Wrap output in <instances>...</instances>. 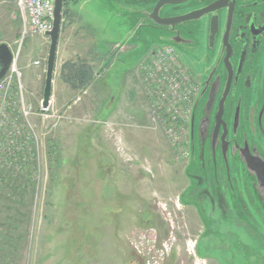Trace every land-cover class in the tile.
Wrapping results in <instances>:
<instances>
[{
  "label": "rangeland",
  "instance_id": "1",
  "mask_svg": "<svg viewBox=\"0 0 264 264\" xmlns=\"http://www.w3.org/2000/svg\"><path fill=\"white\" fill-rule=\"evenodd\" d=\"M21 30L16 2L0 0V43L15 42L12 48L20 50L26 99L38 113L50 40L37 34L20 45ZM165 43H172L167 35L150 30L144 15L123 8L121 0L64 5L53 92L54 108L64 117L55 124L31 116L37 148L34 138L14 148L30 155L24 165L10 163L0 136V264H264V253L237 251L234 243L227 251L202 245L196 255V238L209 225L190 196L197 171L189 162L190 125L179 141L154 128L152 103L134 70ZM117 45L123 49L112 58L119 72L111 77L114 96L104 93L102 76L80 86L77 73L90 65L101 75L104 55ZM176 47L187 64L203 70V59ZM122 71L131 72L119 96ZM63 81L76 91L61 90ZM23 103L11 101L17 137L26 133Z\"/></svg>",
  "mask_w": 264,
  "mask_h": 264
},
{
  "label": "flooded vegetation",
  "instance_id": "2",
  "mask_svg": "<svg viewBox=\"0 0 264 264\" xmlns=\"http://www.w3.org/2000/svg\"><path fill=\"white\" fill-rule=\"evenodd\" d=\"M153 1L121 0V5L128 10H149L150 14ZM204 7L214 11L213 28L211 15L174 27L160 26L145 18L150 30L164 33L172 43L204 60L201 72L194 69L192 62L188 63L200 84V93L205 90L198 114L209 94L214 96L210 128L205 127L202 144L196 143L197 171L190 176L194 178L190 196L198 203L197 214L201 212L209 225L196 238V253L202 245L207 250L227 251L234 243L238 244L237 251L254 249L261 255L264 253V0H189L174 5L171 13L163 9L160 15H182ZM116 49L117 58L123 46L117 45ZM115 50L104 56L102 65ZM224 96L223 120L227 125H221L216 134L215 115ZM257 163L259 177L253 174V165ZM206 232L210 234L205 236Z\"/></svg>",
  "mask_w": 264,
  "mask_h": 264
},
{
  "label": "built area",
  "instance_id": "3",
  "mask_svg": "<svg viewBox=\"0 0 264 264\" xmlns=\"http://www.w3.org/2000/svg\"><path fill=\"white\" fill-rule=\"evenodd\" d=\"M22 21L21 42L32 35H45L53 28L55 13L54 0H14ZM20 50H14V61L9 72L0 81V136L6 138L7 158L13 165L27 164L30 155L22 150L17 153L14 149L16 143L33 139L32 143L38 146L35 126L31 122V116L38 115L45 122L52 119L55 124L64 116L60 115L52 102L50 107L43 108L36 113L32 105L27 102L23 83V72L19 66ZM39 66L41 60H35ZM141 89L151 101L152 119L154 128L160 127L169 139L179 141L180 131L184 130L188 123L191 134V117L195 101L200 93V84L195 80L189 65L183 60L178 50L171 45H160L151 51L138 65L136 69ZM197 82V83H196ZM16 89V95L14 90ZM21 99L23 103L22 119L26 133L18 136L13 128L11 101L13 98ZM14 129V130H13ZM6 134V135H4ZM189 134V135H190ZM16 137V138H15ZM190 147V140L188 141ZM19 144V143H18ZM121 145L118 149L121 150ZM23 147H26V141ZM190 149V148H189ZM191 157V150L189 152ZM197 255V253H196Z\"/></svg>",
  "mask_w": 264,
  "mask_h": 264
},
{
  "label": "water",
  "instance_id": "4",
  "mask_svg": "<svg viewBox=\"0 0 264 264\" xmlns=\"http://www.w3.org/2000/svg\"><path fill=\"white\" fill-rule=\"evenodd\" d=\"M189 0H154L152 4L154 5V8L152 9L151 13L149 14V10H143L138 11L139 13H142L144 15V18L149 17L152 19L153 22H155L157 25L160 26H170L174 27L176 24L183 23L185 21L189 20H201L205 16L211 15L210 18V26L211 28L214 27L215 24V18L213 14V9L211 8H201L196 9L193 11H190L188 13L182 14V15H170V16H161V11L165 9V11H168L169 13L173 12V6L174 5H180L185 4ZM200 0H195V2H199ZM55 2V13H54V19H53V28L52 30L48 31L45 36L49 38L50 45H49V51L48 56L46 59V74H45V81H44V88H43V96L41 101V106L43 108L50 107L52 103V97H53V88H54V81H55V75H56V67H57V56H58V48H59V41H60V35H61V29H62V21H63V11H64V5L65 0H54ZM166 45H171L177 48L178 46L175 43H165ZM176 45V46H175ZM117 52L113 53L110 57V59L104 64V67L99 71L106 68V66L111 62L113 56L116 55ZM14 61V50L8 43H0V81L6 76V74L9 72L12 63ZM205 92V90H204ZM204 92L199 93L195 105L193 108V113L191 117V140H190V150H191V158L192 160H195V157L197 155L196 150V143L197 142H203V136H204V129L205 127L208 129L210 128L211 124V118H212V109L211 105L213 103V93L209 94V98L205 103V106L203 108V111L201 114H198V108L200 104L202 103L204 99ZM211 93V92H210ZM226 96L222 97L220 100V107L215 115V121H214V127L216 134L218 133V129L221 125L226 127L227 123L223 120V112H224V102H225ZM223 106V107H222ZM214 131V133H215ZM262 158V157H261ZM253 168L256 170H253V174L259 177V174H261L260 171V164L253 165ZM191 176V175H190ZM256 176V177H257Z\"/></svg>",
  "mask_w": 264,
  "mask_h": 264
},
{
  "label": "crops",
  "instance_id": "5",
  "mask_svg": "<svg viewBox=\"0 0 264 264\" xmlns=\"http://www.w3.org/2000/svg\"><path fill=\"white\" fill-rule=\"evenodd\" d=\"M17 41V40H16ZM15 43V42H14ZM13 43V44H14ZM11 47H13L12 45V43H8ZM13 49V48H12ZM14 50V49H13ZM104 56H106V54L104 55ZM77 58H78V53H77V55L76 56H73V57H70L69 58V60L68 61H64V63H68V62H76V60H77ZM76 59V60H75ZM103 60V59H102ZM108 61V60H107ZM106 61V62H107ZM112 61V60H111ZM103 62V61H102ZM105 62V63H106ZM63 63V64H64ZM63 64H62V66L61 67H63ZM110 64V63H109ZM108 64V65H109ZM115 63H112L107 69H106V72H105V74H103V76L102 75H95V79H101V76L103 77V79L105 78V82H104V84L102 83V85H101V87H102V89H103V91H104V93L105 94H107V95H113L114 96V90H113V84L112 83H110V82H113L114 80L113 79H111V77L114 75V74H116L117 76H118V74H119V72L116 70L117 68H115V65H114ZM107 65V66H108ZM115 71H116V73H115ZM61 73H62V71H61ZM129 73H125L124 71H122V75H121V77H122V79L121 80H119V82L121 83H118V88H120V91L118 92V95L120 96V93H122L123 92V90H124V85H125V80H126V77H127V75H128ZM56 76V75H55ZM55 82H56V80L54 81V84H55ZM70 84V81H63V83H62V86H59L60 87V89L61 90H64V91H66L68 94H70V93H72V92H75L76 90H74V88L73 87H71V85H69ZM119 84H120V86H119ZM94 85V84H93ZM54 89H55V87L53 88V92H54ZM55 101H56V96H55V94L53 93V97H52V102L53 103H55ZM116 102H118V98H116V96L115 97H113L111 100H110V107H109V109L110 110H113L114 109V107H115V104H116ZM109 110V111H110ZM128 233L130 234L131 233V230H128Z\"/></svg>",
  "mask_w": 264,
  "mask_h": 264
},
{
  "label": "trees",
  "instance_id": "6",
  "mask_svg": "<svg viewBox=\"0 0 264 264\" xmlns=\"http://www.w3.org/2000/svg\"><path fill=\"white\" fill-rule=\"evenodd\" d=\"M66 64H68L67 62L63 65V69L66 68ZM97 72V71H96ZM78 77L81 79L80 82H82V87H87L90 86L91 83H93L94 78H95V74H94V67L93 66H86L85 69L81 70L79 73H77ZM97 80V79H95ZM81 84V83H80ZM74 87L76 88L77 85H74ZM50 154H52L54 152L53 149L50 148Z\"/></svg>",
  "mask_w": 264,
  "mask_h": 264
}]
</instances>
